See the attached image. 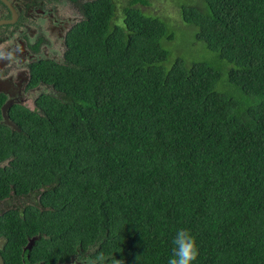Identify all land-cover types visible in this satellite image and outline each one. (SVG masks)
I'll use <instances>...</instances> for the list:
<instances>
[{"label":"trees","instance_id":"16d2710c","mask_svg":"<svg viewBox=\"0 0 264 264\" xmlns=\"http://www.w3.org/2000/svg\"><path fill=\"white\" fill-rule=\"evenodd\" d=\"M190 1L188 33L231 91L213 64L169 57L161 39L173 34L139 7L124 24L112 5L94 13L63 60L34 66L33 84L52 92L17 135L16 169L0 171L28 197L2 222L39 235L51 263L167 264L184 227L196 264H264V0Z\"/></svg>","mask_w":264,"mask_h":264},{"label":"flooded vegetation","instance_id":"af4514ba","mask_svg":"<svg viewBox=\"0 0 264 264\" xmlns=\"http://www.w3.org/2000/svg\"><path fill=\"white\" fill-rule=\"evenodd\" d=\"M132 1L0 0V171L10 168V175L16 169L25 153L17 135L35 116L38 97L49 93V85L33 84L34 66L49 59L61 61L54 48L63 50V60L70 34L86 27L94 13L112 5L117 14ZM25 199L17 192L16 181L0 175V264H87L80 254L51 263L49 250L37 241L39 235L18 238L8 222H2L6 212Z\"/></svg>","mask_w":264,"mask_h":264},{"label":"rangeland","instance_id":"374dc122","mask_svg":"<svg viewBox=\"0 0 264 264\" xmlns=\"http://www.w3.org/2000/svg\"><path fill=\"white\" fill-rule=\"evenodd\" d=\"M148 2L149 3L147 5L138 4V6L144 13L154 15L155 17H159L160 19H162L167 25L168 33L173 34L172 39H161L162 47L168 50L170 53L169 57H181L186 61L188 66V62H193L192 64H194L195 62H206L213 64L218 72L223 71V74L220 75L217 84L220 88L231 91L234 86L229 82L228 74L224 67L221 65L220 61L216 60L215 56H213L211 50H209V47L204 41L199 40L197 36L195 37L191 33H188V28H193V25L183 21L182 19V6H195V4L190 0H148ZM179 15L180 19L182 20L180 24H177L173 20V18L169 17L172 16L176 18L179 17ZM113 22L124 24V21L122 19V12L118 13V17L114 19ZM54 50L55 54L59 55L58 60H62L63 56L61 54H63V50L56 48H54ZM161 65H165L168 68L172 66L168 61L163 62ZM49 92H52V89L50 87ZM39 104L40 101L37 103V105L39 108H41ZM40 117L45 118L44 114H42ZM1 151V155H3L4 150L2 148Z\"/></svg>","mask_w":264,"mask_h":264},{"label":"clouds","instance_id":"9594fccd","mask_svg":"<svg viewBox=\"0 0 264 264\" xmlns=\"http://www.w3.org/2000/svg\"><path fill=\"white\" fill-rule=\"evenodd\" d=\"M136 1L137 0H133L127 6L124 5L123 11L125 8L139 7L138 4L135 3ZM123 11H121V8H119L117 17L119 12H122L123 16ZM171 245L172 251L167 259V264H196L200 255V244L197 236L191 229L184 227L176 229L173 236L171 237Z\"/></svg>","mask_w":264,"mask_h":264},{"label":"water","instance_id":"95a60500","mask_svg":"<svg viewBox=\"0 0 264 264\" xmlns=\"http://www.w3.org/2000/svg\"><path fill=\"white\" fill-rule=\"evenodd\" d=\"M70 262L62 263V264H69Z\"/></svg>","mask_w":264,"mask_h":264}]
</instances>
